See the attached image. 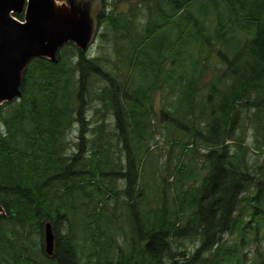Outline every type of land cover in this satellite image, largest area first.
Returning a JSON list of instances; mask_svg holds the SVG:
<instances>
[{
  "label": "trees",
  "instance_id": "1",
  "mask_svg": "<svg viewBox=\"0 0 264 264\" xmlns=\"http://www.w3.org/2000/svg\"><path fill=\"white\" fill-rule=\"evenodd\" d=\"M117 2L128 10L98 16L105 30L96 54L67 44L56 63L33 59L22 97L0 106V264H246L250 207L264 210V162L249 165L244 138L252 127L257 146L264 142V0ZM212 56L222 60L215 73L227 64L225 81L213 86L218 102L199 105ZM189 65L193 76L183 74ZM131 68L148 72L150 83L133 89L122 73ZM182 86L194 124L184 145L170 142L177 159L169 153L150 174L159 208L149 220L142 165L160 133L142 108L152 94ZM229 139L237 141L233 151ZM122 204L130 209L124 247L110 233ZM184 241L196 250H180ZM261 257L251 264H264Z\"/></svg>",
  "mask_w": 264,
  "mask_h": 264
},
{
  "label": "rangeland",
  "instance_id": "2",
  "mask_svg": "<svg viewBox=\"0 0 264 264\" xmlns=\"http://www.w3.org/2000/svg\"><path fill=\"white\" fill-rule=\"evenodd\" d=\"M81 1L83 2L85 0H80V2ZM117 1L118 0H95L94 1L92 17L94 18V21H95L96 37H95L93 45L90 48L91 49L90 52H93V54L97 51V47L101 44V39L99 37L101 36L102 32L105 30L103 28V23H99L97 20L98 16L102 13L103 10L106 14L110 13L113 10L114 12H117V13L119 12L125 13L128 10L127 4L118 3ZM171 39L172 38L168 40L169 43ZM154 43H155L154 45H156V42ZM161 43L163 45H166L167 42L166 43L161 42ZM152 53L155 54L156 52L153 51ZM222 53L226 54L224 51H222ZM195 54H198V53L195 52L191 55H188V57L192 58V62L198 60V56ZM234 55L235 53L234 51H232L230 57L234 58ZM212 57L210 58V62H209L211 66L210 71L207 73V74L211 73L212 75L210 78L205 77L198 85V89H197L198 94L196 96V101L199 105H202L204 102L214 104L213 102L214 98L216 102H218V99L220 98V96L218 93H216V96L213 95V86L216 84L219 87H223L222 81H225L222 79L220 75L222 73L221 71L226 69L227 64L223 62L222 64L224 66L221 68H224V69L217 70V72L215 73L214 72V67L216 64L215 61L217 59H219L220 61L222 60L218 56H212ZM239 58H243V57H239ZM186 60L188 63L191 62V59L189 58H186ZM236 64L237 62L234 63V65ZM187 67H188L187 73H183V74L185 75L189 74V76H193L195 74L194 71H192L193 69L191 68L190 70V67H191L190 65ZM197 67L200 68V65H196V68ZM211 68H212V71H211ZM122 73L126 76L128 80H132L133 83H131L130 86H132L133 89L136 87V85L145 86L148 83H150L149 82L150 76H148V72L147 74L145 72L141 73L140 69L138 68L137 70L133 68L129 70L123 69ZM180 75L182 76V72L180 73ZM195 76H198V74H196ZM186 89H187V86H182L181 91H177L176 93L172 94L171 89L166 88L165 90H163L162 94H157L158 92L155 94H152V97H153L152 100H154V102L152 104H149L148 107L142 108L143 111L144 110L150 111V115L147 117V119L150 120V129L156 130L157 133H160L159 135H157L158 138H156L155 136L154 138L155 140L153 139L152 140L153 142L150 141L147 144L148 146L151 145L149 147L150 148L152 147V148L149 151H146V156L144 158L143 165H142L143 173L141 176V180L145 184L148 190L147 194H145L146 201H144L143 210L147 215L146 216L147 219L149 220L151 217L154 216V212L156 211V209L159 208L157 205L158 196H155L157 194L156 183H158V181L156 179H151L150 174L153 171H158L159 167L165 166L166 155L168 156L169 153L172 155L173 160L177 159V157L179 156L178 154L179 148L175 147L174 149H171V143L173 141H179L181 144L184 145L189 140L190 133H191L190 127L192 124H194V121H193L194 118L192 117V115L191 117L190 115H185L187 113V105H186L187 103L185 101L187 99L186 93H185ZM165 103L170 104L171 107L169 108V111L164 105ZM252 110L255 112V108ZM197 118L200 119L201 117L198 116ZM158 131H161V132H158ZM244 138H245V145L250 150L249 155L247 156L249 165L252 168L257 167L258 164H262L264 162V142L260 144V147L257 146L258 143L256 140L257 139L256 132L254 131L252 127H248V129L245 132ZM236 142H237L236 140L229 139L226 142V144H228L233 151L236 149L234 146ZM201 148L206 149L207 147L204 146ZM171 150H174V152L171 153ZM196 163H197V159L195 160V166H197ZM248 192H249V196L253 195L252 188ZM248 192L245 194L247 195ZM170 203H171V200H169V204ZM171 206H174V204L171 203ZM250 209H251L250 220H249L250 225L247 231L249 232V239L251 240V242L249 246L246 247V250L248 251V255L246 257V264H251V263L256 262L257 260H261L262 259L261 256L262 254H264V210L256 214L253 206L250 207ZM129 213H130V209H128L126 205L124 206L122 204L119 210L116 211V217L117 219H119V221L120 220L121 221L117 226H115L110 231V233L113 236L118 234L119 236L118 242L122 244V247H124V244H123L124 237L122 234L127 233L128 236L131 235V233L129 232V225L127 223L129 219V218L127 219V215ZM231 236L232 235L228 233L225 235V238H227V240L231 242L233 240ZM83 238H84V235L81 233L77 236L78 241H80L81 243L83 242ZM196 247L197 246H195L193 243H190L188 241H184V243L183 242L180 243V250L187 248V250H189L190 252H194L196 250ZM111 255L113 257L112 260L115 261L117 259V254L112 253ZM33 256L38 260L37 255H33ZM40 257L42 259L44 255L42 254Z\"/></svg>",
  "mask_w": 264,
  "mask_h": 264
},
{
  "label": "water",
  "instance_id": "3",
  "mask_svg": "<svg viewBox=\"0 0 264 264\" xmlns=\"http://www.w3.org/2000/svg\"><path fill=\"white\" fill-rule=\"evenodd\" d=\"M95 0H0V106L22 97L24 72L35 59L57 62L60 50L73 44L87 52L96 37ZM23 16V20L16 16ZM6 212L0 205V217ZM54 234L45 225V249L54 251Z\"/></svg>",
  "mask_w": 264,
  "mask_h": 264
}]
</instances>
